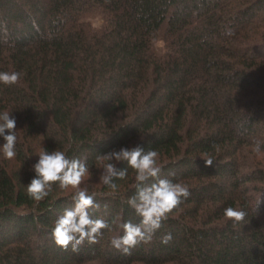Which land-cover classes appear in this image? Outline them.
<instances>
[{
  "label": "trees",
  "instance_id": "16d2710c",
  "mask_svg": "<svg viewBox=\"0 0 264 264\" xmlns=\"http://www.w3.org/2000/svg\"><path fill=\"white\" fill-rule=\"evenodd\" d=\"M13 71L18 84L0 83L18 137L14 158L0 151V264H264V0H0V72ZM137 146L191 194L124 254L111 240L140 222L126 203L136 172L113 161L128 169L114 191L97 156ZM44 150L86 162L90 214L111 225L99 243H55L74 190L29 198Z\"/></svg>",
  "mask_w": 264,
  "mask_h": 264
},
{
  "label": "clouds",
  "instance_id": "9594fccd",
  "mask_svg": "<svg viewBox=\"0 0 264 264\" xmlns=\"http://www.w3.org/2000/svg\"><path fill=\"white\" fill-rule=\"evenodd\" d=\"M230 34V30H227L226 35ZM21 75L15 71L0 72V83L7 86L18 84ZM0 138L3 140L0 151L4 158H14L18 140L16 119L8 111L0 113ZM262 143L264 142L259 140L253 141V151L257 155L262 151ZM38 156V162L33 165L35 177L27 184L29 198L34 201L44 200L54 185H58L62 190H74V206L64 210L52 229L55 243L65 250L71 246L73 251H78L86 241L89 244L99 243L103 236L102 230H110L111 225L103 219H93L90 214V210H99L100 204L95 200V193L90 194L87 188L82 187L89 172L86 162L78 158L70 159L60 150L51 153L44 150L39 152ZM97 160L102 162L100 182L114 191L117 189L114 180L126 178L128 169L118 170L113 161H127L129 168L136 172V194L128 198L126 203L140 217V222L128 221L120 224L123 235L111 240V245L124 254H130L131 249L141 243H150L163 222L191 194L188 187L182 183L160 177L162 167L159 154L154 149L145 151L139 146L132 149L121 148L98 155ZM205 161L208 166L213 164L210 159ZM150 180L154 182L149 183ZM224 215L233 223H241L247 213L239 208L228 207ZM171 239L169 233L162 238V243L167 244Z\"/></svg>",
  "mask_w": 264,
  "mask_h": 264
},
{
  "label": "rangeland",
  "instance_id": "374dc122",
  "mask_svg": "<svg viewBox=\"0 0 264 264\" xmlns=\"http://www.w3.org/2000/svg\"><path fill=\"white\" fill-rule=\"evenodd\" d=\"M93 24H94L95 26H101V25L103 24V22H102V20H100V19H96V20H93ZM158 53H159V54L161 53V50H160V49H158Z\"/></svg>",
  "mask_w": 264,
  "mask_h": 264
}]
</instances>
